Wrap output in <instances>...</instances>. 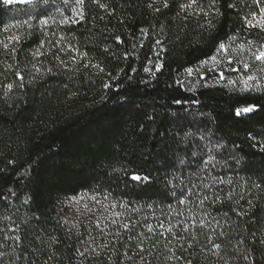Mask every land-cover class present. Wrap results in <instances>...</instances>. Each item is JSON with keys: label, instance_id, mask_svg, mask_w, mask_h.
Returning a JSON list of instances; mask_svg holds the SVG:
<instances>
[{"label": "trees", "instance_id": "1", "mask_svg": "<svg viewBox=\"0 0 264 264\" xmlns=\"http://www.w3.org/2000/svg\"><path fill=\"white\" fill-rule=\"evenodd\" d=\"M149 2L0 0V264H264V2Z\"/></svg>", "mask_w": 264, "mask_h": 264}, {"label": "snow or ice", "instance_id": "2", "mask_svg": "<svg viewBox=\"0 0 264 264\" xmlns=\"http://www.w3.org/2000/svg\"><path fill=\"white\" fill-rule=\"evenodd\" d=\"M4 2L5 3H11L12 0H4ZM75 2H76V6L77 7L75 9H73V11L76 13V15L79 17V19H83L84 18V4H85V0H75ZM256 2L258 3L259 0H256ZM64 3L65 4H68V0H64ZM92 3L99 4V6L101 8H104V9L107 8V6L105 4L100 3V0H92ZM161 3H162V6L164 8H168L169 7L168 0H150V2L147 4V7L149 9H152L154 7V5H158V4H161ZM216 3H217V0H211V5L210 6L211 7H215ZM194 7L200 8V11L203 12L204 15H207L208 14L199 5L198 0H185V2L180 5V9L182 11H184V12H188L189 10L193 9ZM229 7H233V5H229ZM155 11L156 12H159L160 11V8L159 7H156L155 8ZM261 12H262V15H261V17H260V19H259V21L257 23H255V24L253 23V21L256 20V15L255 14H252V20H249L248 23H249V26H252V27H257L258 26L262 31H264V9H262ZM216 14L217 15H221V13H219L218 10H217ZM72 22L75 23L76 21H72ZM44 23L46 24L47 21H44ZM202 27H205V26L202 25ZM206 27L208 29H214L215 25L212 24L211 21H209L208 24L206 25ZM117 39H119V38H117ZM231 39H232L233 42L235 41V37H232ZM120 42L123 43V41H120ZM157 43H159V41H157ZM5 47H7V45H5ZM239 47H240V49H244L245 48V45L244 44H240ZM219 48L221 50H223L224 52H227L228 51V49H227V47H226V45L224 43H221L219 45ZM253 55L256 57V59L261 60L262 62H264V51H259L258 54L257 53H253ZM215 59L216 58L213 57V60H215ZM229 63L231 64V60H229ZM243 66H244L245 69L248 68V65L246 63ZM96 67L99 68L100 66L99 65H96ZM157 67L158 68L159 67H162V65H158ZM233 70L234 71H239V69H233ZM101 71H103V69H101ZM145 71H150V70L147 69V68H145ZM188 73H189V75H191L192 69H188ZM17 75H18V78L22 81L23 80V76H20L19 73ZM220 76H221V78H223V76H224L223 72L220 73ZM248 79L249 80H252V79H255V77L249 76ZM245 83H247V82H245ZM109 86L110 85H106V87H109ZM7 88H8L9 91H11L12 85L11 84H8L7 85ZM176 103H180V101H176ZM253 109H254V106L253 105H250L248 107L238 108L236 110V112H237V115H240L242 112H250ZM212 159H214V157H212ZM131 179L141 181V180H147L148 177H139V176H135L134 175V176L131 177ZM93 199H95V198H93ZM205 199H207V197H205ZM25 202H27V201H25ZM180 203H185V201L182 200V201H180ZM249 204L251 205V201H249ZM85 208H87V205H85ZM113 223H115V221H113ZM97 227H99V224H97ZM122 227L127 230L128 227H129V225L123 224ZM149 231H152V229L149 228ZM168 231L171 232L172 231V228L169 227L168 228ZM221 235H223V233H221ZM241 243H243V241H241ZM260 244L262 246H264V239H261L260 240ZM107 246L108 245H106V244L105 245H102V247H107ZM213 247H214V249L219 250L221 248V245L220 244H214ZM93 251H95V249H93ZM80 254L81 255H84L83 252H81ZM242 259L245 260V261H249V264H251L250 258H249V256L247 254H245L242 257Z\"/></svg>", "mask_w": 264, "mask_h": 264}, {"label": "rangeland", "instance_id": "3", "mask_svg": "<svg viewBox=\"0 0 264 264\" xmlns=\"http://www.w3.org/2000/svg\"><path fill=\"white\" fill-rule=\"evenodd\" d=\"M33 1H36V0H12V2H11L10 4H12V3L26 4V3L33 2ZM259 2L262 3V2H264V0H259ZM262 9H264V7H262V8L260 9V12H259L258 14H256V20L253 21L254 24L257 23V22L259 21L261 15H262V12H261ZM257 27H258V26H257ZM258 28H259V27H258ZM259 29H260V28H259ZM260 30H261V29H260ZM263 32H264V31H263ZM215 63H216V64H219L220 61H219V60H216ZM213 64H214V63H213ZM211 66H212L213 68L216 67L215 64H214V65H211Z\"/></svg>", "mask_w": 264, "mask_h": 264}]
</instances>
